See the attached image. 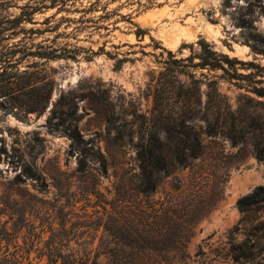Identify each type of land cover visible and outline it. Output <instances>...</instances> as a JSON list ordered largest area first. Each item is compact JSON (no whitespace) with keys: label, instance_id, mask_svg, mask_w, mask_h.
<instances>
[{"label":"rangeland","instance_id":"obj_1","mask_svg":"<svg viewBox=\"0 0 264 264\" xmlns=\"http://www.w3.org/2000/svg\"><path fill=\"white\" fill-rule=\"evenodd\" d=\"M41 1L14 0L5 13L17 15L24 4ZM261 3L262 11L249 12L247 0H155L148 8L126 0H64L60 11L43 8L33 15L39 22L51 15L56 20L24 24L42 29L58 23L55 31L6 34L10 43L78 51L74 59L29 56L18 65L21 71L36 72L38 80L50 81L51 96L42 112L0 109V264H47L54 256H74L83 264L105 261L107 248L128 238L127 230L101 221L100 199L118 197L125 210H132L134 199L141 201L148 214L147 242L164 238L156 235L154 212H176L187 228L182 251L169 254L176 264H241L232 259V246L253 249L259 235L255 225L264 219V208L242 212L236 204L264 185V159L254 150L255 144L264 145V104L250 89L264 86ZM84 7L90 11H80ZM129 14L144 29L143 37L135 36ZM80 16L87 21L74 22ZM199 40L237 58L238 78L193 66L175 73L186 85L194 84L188 72L198 79L200 114L185 119L175 133L181 142L184 130L199 133L202 153L186 167L170 168L153 193L136 199L134 146L153 107L152 79L164 71L166 50L176 59L190 57L184 61L188 65L198 62ZM32 62L38 66H29ZM211 79L222 96L218 106L205 94ZM167 108L163 116L177 120V109ZM69 125L77 127L90 148L82 163L62 131ZM163 143L171 146L174 140L163 138ZM16 159L32 163L39 178L16 180L19 168L9 162ZM252 262L264 264V253Z\"/></svg>","mask_w":264,"mask_h":264},{"label":"trees","instance_id":"obj_2","mask_svg":"<svg viewBox=\"0 0 264 264\" xmlns=\"http://www.w3.org/2000/svg\"><path fill=\"white\" fill-rule=\"evenodd\" d=\"M14 0H0V94L3 93L4 98L0 99V109L7 111L12 107L20 109L23 114L29 112H42L45 109L46 103L51 96L52 86L46 78L39 79L36 72L27 73L26 70H19L18 65L27 57H38L40 59H55V58H71L77 56V47L70 50L66 47L59 48L51 47L41 43H32L31 47L20 43L7 42L6 34L16 35L22 32H30L39 34L45 31H55L58 29V23L50 24L45 28H26V22L31 23H50L51 20H56L55 15L45 17L41 22L34 19L35 12L43 8L60 7L64 5V0H49L46 4L43 1L35 4L26 3L20 7V12L17 15L5 13V10L12 6ZM155 0H126L127 4H137L138 7L148 8L154 4ZM230 0H226L228 3ZM247 9L252 12V8L263 10L261 0H247ZM97 4L94 2L90 5ZM80 11L87 13L90 7H84ZM103 15L98 16L101 18ZM62 19V18H61ZM86 19V20H85ZM128 22L134 25L136 30L134 34L137 38L143 37L145 31L136 23L132 22L130 14L127 15ZM68 22L72 19L68 18ZM74 22H85L87 18L80 16L73 19ZM100 27V26H98ZM78 30V27H74ZM62 34H68L67 32ZM199 61L188 65L184 63L190 57L176 59L175 54L166 50L169 58L164 59V71L159 72V77L154 81L153 87V107L149 116H145L143 129L139 131L138 141L135 144V159L138 165V174L136 177V199L139 195H148L156 190L160 179L170 173V168L186 167L190 162L200 156L202 153V145L199 140V133L191 129L184 130L185 141L181 142L179 136L175 132L178 125L184 126L185 119H192L200 114V85L198 79L195 78L192 72H188L193 77V83L186 85L184 82L176 79L175 73L185 72L183 67L193 66L199 68H207L209 70L221 69L226 78L229 80L237 79L235 63L239 60L235 57H229L225 53H220L214 50L213 46L205 41L199 40ZM164 49V48H163ZM94 53V52H92ZM264 54V52H263ZM120 60V59H119ZM37 62H32L29 66L37 67ZM203 75V74H202ZM41 82L42 85L37 86ZM36 83V85H35ZM197 83V84H196ZM216 81L209 80L206 84L208 91L205 93L208 99H214L215 105L221 103L222 96L217 90ZM251 91L263 98L264 104V86H252ZM171 102V103H170ZM167 107H175L177 110V120L170 122L167 117L163 116ZM173 109V108H172ZM63 133L70 139V144L81 155L80 163L86 160L87 151L90 149L86 146L80 131L76 126H67L62 129ZM164 132L165 137L161 136ZM163 138L174 140L173 145L163 143ZM188 140V143H187ZM255 155L258 159H264V145L255 144ZM99 154L100 151L97 150ZM1 153V152H0ZM102 155V154H101ZM102 157V156H101ZM14 168H19L15 175V179L23 182L29 178L31 180L38 179L39 175L36 172L32 163L16 159L9 161ZM101 168L105 170L106 162L103 158ZM104 216L101 221H105L106 226L117 229H125L129 233L125 234L126 242L116 244V247L107 248V258L100 262L93 260L91 264H176L175 260L170 258L169 254L176 255L182 251V247L186 243L187 228L181 226L180 218L176 212L171 210H163V213L154 212L153 220L156 229V235L164 237L163 240L146 241L144 239L146 218L148 214L142 206L140 200H133L134 204L130 206L132 210H125L127 205L122 204V200L118 197L112 200L100 199ZM110 205L107 209L106 205ZM238 208L242 212L250 210H259L264 208V185L257 186L252 192L240 197L236 202ZM173 211V210H172ZM174 213V214H173ZM258 231L257 242L254 248L249 251L241 250V245L238 243L232 246V259L241 264H253V259L256 255L264 253V219L258 220L255 225ZM129 236H131L129 238ZM160 253L162 255L160 256ZM60 257V258H58ZM179 259H182L180 257ZM178 261V260H177ZM47 264H83L74 256H54L48 259Z\"/></svg>","mask_w":264,"mask_h":264}]
</instances>
